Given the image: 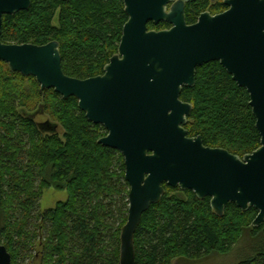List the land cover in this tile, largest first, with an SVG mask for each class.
Returning a JSON list of instances; mask_svg holds the SVG:
<instances>
[{"label": "trees", "instance_id": "1", "mask_svg": "<svg viewBox=\"0 0 264 264\" xmlns=\"http://www.w3.org/2000/svg\"><path fill=\"white\" fill-rule=\"evenodd\" d=\"M126 21L122 0H31L28 10L3 16L0 41L38 46L56 41L62 72L84 80L103 73ZM168 28L148 24L149 30ZM179 99L192 106L184 126L188 137L199 136L205 147L240 158L259 147L249 95L218 62L198 67L194 87H184ZM39 105L43 113L31 119L28 114ZM43 116L58 125L55 133L39 130L36 122ZM104 136L105 129L85 118L75 98L40 92L33 77L12 73L0 62V244L11 264L119 263L129 186L122 155L98 143ZM48 189L67 198L41 211ZM163 189L134 234L135 264L224 254L245 231L255 242L252 254L238 264H264V222L251 227L254 209L242 212L228 204L219 217L209 198L197 200L193 192L165 184Z\"/></svg>", "mask_w": 264, "mask_h": 264}, {"label": "water", "instance_id": "2", "mask_svg": "<svg viewBox=\"0 0 264 264\" xmlns=\"http://www.w3.org/2000/svg\"><path fill=\"white\" fill-rule=\"evenodd\" d=\"M193 1L123 0L127 21L117 52L101 75L84 80L62 72L56 41L40 46L0 41V62L12 73L33 77L40 92L75 98L85 118L105 129L98 143L122 155L129 191L118 264H135L134 234L142 215L160 202L163 184L191 191L197 200L209 198L219 217L232 204L242 212H257L252 228L264 222V0H228L226 12L205 13L187 25L184 9ZM29 7L30 0H0V33L3 16ZM160 22L170 28L148 29L149 23ZM210 62H218L249 95L260 141L242 158L205 147L184 129L192 106L179 99L181 91L194 87L196 69ZM42 108L28 116L41 115ZM37 127L48 134L58 129L50 120ZM0 264H11L1 244Z\"/></svg>", "mask_w": 264, "mask_h": 264}, {"label": "rangeland", "instance_id": "3", "mask_svg": "<svg viewBox=\"0 0 264 264\" xmlns=\"http://www.w3.org/2000/svg\"><path fill=\"white\" fill-rule=\"evenodd\" d=\"M48 119H50L48 116H43L38 120L43 121ZM58 132L61 133L60 130ZM66 198L67 195L65 192L55 191L53 189L45 190L39 202L40 210L45 211L51 209L55 206L57 202L65 201ZM254 242L255 241H253L250 237V232L245 231L242 234L240 240L227 253H212L209 257L199 261L177 259L174 260L171 264H238L241 261L247 259V257L252 254V243ZM24 262L26 263V261Z\"/></svg>", "mask_w": 264, "mask_h": 264}, {"label": "flooded vegetation", "instance_id": "4", "mask_svg": "<svg viewBox=\"0 0 264 264\" xmlns=\"http://www.w3.org/2000/svg\"><path fill=\"white\" fill-rule=\"evenodd\" d=\"M225 1H228V0H195L193 2L187 3L185 5V9H184V16H185V22H186V24L187 25H193V24H195L197 22L198 18L202 14H205V13L209 14L210 16H216V15H220V14L226 12L229 9V7H227L224 4ZM122 3H123V0H122ZM30 5H31V0H30ZM171 5H172V3L171 4H167L166 11H169ZM190 10H194L193 13H192V15H191L192 16V19H193L192 23H188L189 21L188 22L186 21V19H187L186 17L189 16ZM123 12H124V5H123ZM160 23H162V22H160ZM168 26L170 28V25H168ZM164 30H167V29H164ZM160 31H162V30H160ZM44 121H46V120H43V121L39 120L38 122H36V124L42 123Z\"/></svg>", "mask_w": 264, "mask_h": 264}]
</instances>
